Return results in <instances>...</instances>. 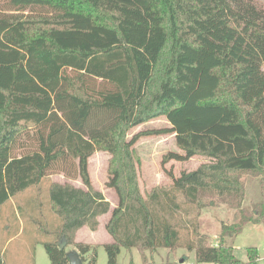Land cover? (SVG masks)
<instances>
[{
    "label": "trees",
    "instance_id": "trees-1",
    "mask_svg": "<svg viewBox=\"0 0 264 264\" xmlns=\"http://www.w3.org/2000/svg\"><path fill=\"white\" fill-rule=\"evenodd\" d=\"M259 2L264 0L0 1V207L39 187L49 173L83 185L54 182L47 188L55 219L48 221L50 241L43 246L51 264H68L73 252L82 264H97L96 247L76 242L75 234L82 227L96 231L108 212L107 264H117L121 247L137 248L144 262L145 252L185 248L197 263L242 264L227 239L264 219V204L251 216L242 207L243 178L264 176ZM159 117L170 127L127 138L130 129ZM165 134H174L181 151L161 159L171 185L143 195L133 146L140 137ZM99 151L111 156L112 210L88 172V159ZM195 156L210 162L178 177L164 168ZM216 202L234 214L211 245L188 215L193 206ZM35 206L27 203L32 212ZM12 217L46 223L21 206ZM188 227L195 240L182 247L180 230ZM247 255L246 264H257L256 248Z\"/></svg>",
    "mask_w": 264,
    "mask_h": 264
},
{
    "label": "rangeland",
    "instance_id": "rangeland-1",
    "mask_svg": "<svg viewBox=\"0 0 264 264\" xmlns=\"http://www.w3.org/2000/svg\"><path fill=\"white\" fill-rule=\"evenodd\" d=\"M1 2L3 0H0ZM264 7V2H259ZM170 127L169 122L159 117L152 121L136 126L128 131L127 138L133 134L151 129H161ZM136 157L139 159L137 165L138 178L137 183L140 192L143 195L149 193L154 187L168 188L171 185V180L164 173L161 166L162 157L168 152L181 151L176 147L174 134L165 135H150L140 137L133 146ZM17 153L21 152L19 150ZM111 161V156L107 152H95L88 159V172L91 184L95 190L100 191L109 201L111 210L117 204L115 192L107 187L108 168ZM210 160L205 157L195 156L185 162H177L171 160L164 165L166 170H171L175 177H178L181 172H190L196 170L203 164L209 163ZM245 183V197L242 207L246 213L251 216L256 214L258 204H264V176L243 178ZM72 183L81 188L83 185L79 179L69 180L62 173H49L42 184L38 187L30 188L8 201L7 204L0 207V250L3 254L4 264H51L43 244L50 241L47 227L55 216L48 212L46 205L47 188L51 183ZM74 186V185H73ZM76 187V186H75ZM34 200L35 211H30L27 208V203ZM181 201V197L178 198ZM18 206L24 208L28 216H32L35 220H45V224L35 223L26 219V224L19 217V221H15L12 214L17 211ZM234 210L228 208L227 205L219 204L209 206L205 204L199 210L194 206L189 212L188 219L193 222L199 234L208 236V243L216 245L221 225L230 224L232 222ZM9 222L6 224L5 219ZM41 218V219H40ZM110 218V212L99 218V226L101 227L96 235L80 232V238H87L91 242V246H95L97 250V264H107V256L103 245L112 241V238L105 239V225ZM49 221V222H48ZM54 222V221H52ZM192 225V226H193ZM5 230H7L5 232ZM85 230V229H84ZM182 247L187 241H194L195 235L192 233V227L180 230ZM83 243V242H81ZM227 245L233 248L234 257L242 264L248 261L247 249L256 248L258 254L257 264H264V219L258 224L248 223L244 225L242 231L232 238L227 239ZM66 251H74L73 246H67ZM147 261H143V257L137 248H132L130 251L121 247L117 257V264H211L197 263L195 260V252L188 251L185 248H177L176 250H168L160 248L150 255L145 252Z\"/></svg>",
    "mask_w": 264,
    "mask_h": 264
},
{
    "label": "crops",
    "instance_id": "crops-1",
    "mask_svg": "<svg viewBox=\"0 0 264 264\" xmlns=\"http://www.w3.org/2000/svg\"><path fill=\"white\" fill-rule=\"evenodd\" d=\"M72 184V183H71ZM74 186H76V187H79V186H77V185H75V184H73ZM112 205V204H111ZM110 205V206H111ZM106 215V214H105ZM105 215H103V216H105ZM103 216H101V217H103ZM101 217H99V218H101ZM99 218H98V222H99ZM100 226L98 225V229L96 230V231H90L87 227H82V228H80L77 232H76V234H75V241L76 242H83V243H86V244H91V242L90 241H88V238L90 237L88 234H90V235H93V237L94 238H96V235L98 234V231L100 230ZM85 229V230H84ZM87 231V238H80V232L81 231ZM104 231H105V228H104ZM104 238L105 239H108L109 238V234H107V232H106V234H105V236H104ZM111 238V237H110Z\"/></svg>",
    "mask_w": 264,
    "mask_h": 264
},
{
    "label": "water",
    "instance_id": "water-1",
    "mask_svg": "<svg viewBox=\"0 0 264 264\" xmlns=\"http://www.w3.org/2000/svg\"><path fill=\"white\" fill-rule=\"evenodd\" d=\"M68 264H82L78 254L76 252L69 254Z\"/></svg>",
    "mask_w": 264,
    "mask_h": 264
}]
</instances>
